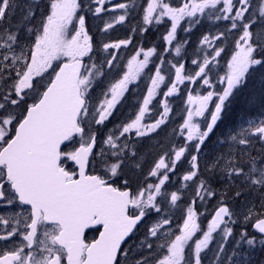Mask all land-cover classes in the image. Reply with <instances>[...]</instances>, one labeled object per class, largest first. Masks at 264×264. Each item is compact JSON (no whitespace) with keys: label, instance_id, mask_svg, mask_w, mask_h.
<instances>
[{"label":"snow or ice","instance_id":"6c2138e0","mask_svg":"<svg viewBox=\"0 0 264 264\" xmlns=\"http://www.w3.org/2000/svg\"><path fill=\"white\" fill-rule=\"evenodd\" d=\"M145 2L47 0L41 10V0H0V208L9 210L0 212V264H254L264 252V147L252 154L257 142L264 146V118L219 138L226 150L201 165L236 93L250 79L264 84V0ZM138 9L127 38L97 46L90 17L106 37ZM169 20L166 46L145 50L150 28ZM205 21L217 30L202 35L186 71L189 41L178 30L191 34ZM221 60L222 76L214 71ZM141 80L150 82L146 95L133 96ZM179 85L194 105L173 129L183 143L170 144L145 172L138 140L166 123ZM157 95L163 110L145 124ZM128 97L133 116L113 123ZM185 162L180 187L170 190ZM212 199L202 224L197 203ZM241 199L242 207L234 204ZM146 218L152 223L136 242ZM93 228L98 238L86 239Z\"/></svg>","mask_w":264,"mask_h":264},{"label":"trees","instance_id":"16d2710c","mask_svg":"<svg viewBox=\"0 0 264 264\" xmlns=\"http://www.w3.org/2000/svg\"><path fill=\"white\" fill-rule=\"evenodd\" d=\"M19 2L21 4H23L24 0H19ZM138 2L146 7L145 0H138ZM46 3H47V0H41V4H40L41 10H44V5ZM20 15H21L20 11L17 10L15 19H19ZM139 20H140V14H139V9H138L137 14L133 15L132 18L130 19V21L126 22L125 24H123V27H121L115 31V32H118V36H115V34L113 33L112 36H115V37L111 38L112 36H110V35H108V37L112 41H117L119 39L127 38V36L130 34L129 33L130 26L137 24L139 22ZM89 21L92 22L93 19L89 18ZM89 25H90L89 34L93 35L94 40L97 42V46H98L100 41H102L101 34L98 32V30L94 31L91 29L90 22H89ZM165 29H166L165 26L164 27L158 26L156 28V32L154 34L153 33L154 29L150 28L149 32L145 36L144 43H143V47L145 48V50L147 48H149L148 43H150V41L152 39H154L155 36L158 37L157 43L163 48L164 45H163V40L161 39V37H162V35H166ZM207 29L208 28L206 26L205 30H207ZM183 35H184V33L180 32L178 37L180 39H182ZM108 37L105 38V41H107L109 39ZM197 37H199V30H194L191 34H188V36L185 38L189 41V44L187 46V50L190 49V52H188L189 58H192L194 51L197 50V47L195 44V39H197ZM22 38H23V36H22ZM132 50H133V46H131L130 49H127L126 51H124V55H126V56L131 55ZM173 55H174V49H173ZM181 55H184L183 49H182ZM186 59H187V57H186ZM138 83H139V87L133 91V96L134 95L135 96L145 95L147 87L150 86V82L147 80H141ZM163 88H164V85H162V89ZM179 93L182 94L183 96H185L187 91L182 90V91H179ZM262 100H264V84H262L258 78L248 80L246 82L245 86L242 87L236 93V95L234 96V98L231 101V105H229L228 108L225 110V113L223 115V119L221 120V124L225 125L226 128H228V127L234 128L236 126L237 122L243 121V119L245 120L246 118H259V117H261L262 113L264 112V104L261 105L259 103V101L261 102ZM155 101H156V106L158 107L159 111L161 112V108H159L158 105H159V102L160 103L162 102V98L158 95V97L155 99ZM136 107H137L136 101L132 97H128L123 102L122 106H118V110L115 113V116L117 117V119L114 120L113 123H117V121L119 123L121 121L120 120L121 117H124L127 120L129 117H126V112H128L129 110H134V109H136ZM249 109L251 110V112L248 113L249 114L248 115L247 112H249ZM130 116H133V115H130ZM109 127H112V125L110 124ZM176 136H177V134L173 135V138L169 137L164 142L157 144L158 147L154 150H152L153 147L148 148L150 146L149 145L147 148H145L144 151L140 152L141 158L145 162L143 165L145 172L147 171L148 167L151 166L152 161L157 159L158 156L160 154H162V152L164 150H166L170 144H179L180 140L178 138H176ZM212 145L214 147V143H212ZM261 147H264V146H262L259 143H256L254 145V149L252 150V154L257 155V150L260 149ZM225 150L226 149L223 147L221 149L210 148L208 159H210L212 156L218 154V152L225 151ZM181 170H183V169H181ZM129 174L130 175H139L138 173H131V172H129ZM213 187L220 190V191H223L225 188V185L223 183H215L214 182ZM189 195H191V193ZM229 195H231V193H229ZM234 204H239L242 207L243 206V200L241 199L240 201H236V202H234ZM209 205H210L209 203H206L207 207H209ZM183 206L184 205H181V207H183ZM197 207H200L199 202L197 203Z\"/></svg>","mask_w":264,"mask_h":264},{"label":"rangeland","instance_id":"374dc122","mask_svg":"<svg viewBox=\"0 0 264 264\" xmlns=\"http://www.w3.org/2000/svg\"><path fill=\"white\" fill-rule=\"evenodd\" d=\"M119 14H122L119 10H117L114 13V15H116V16H118ZM226 23L227 22H220L219 27L223 28ZM166 26L167 27L170 26V21L168 22V25H166ZM118 27L119 26H116V28L113 31H111V33L109 35L112 36L113 33L115 35H118V32H115L116 30H118ZM95 30H98V29L95 28ZM214 30H217V29L214 28L213 22L211 21L209 23V25H208V29L205 32L203 31V33L205 34V33H208V32H212ZM199 41H200V39L197 40V45H199ZM173 62L175 63V61H173ZM185 64H189V68L186 69V71H192L194 69V66L191 65L190 61H186L185 60ZM214 71H219V74L221 76L224 75L227 72V67H226V64H225L224 60L220 61V64L218 65V67ZM181 87H182V85H179V89ZM99 92H100V89H97V92H96L97 96H99ZM197 92L203 94V90L202 89H197ZM192 94L196 95L197 93L194 92ZM171 99L168 98V101H167L168 106L171 109V111L168 113V116L166 118V123L164 125H162L161 129H158L157 132L150 134V136L139 138V140H138L139 146L147 148L150 145L148 148L153 147L152 150H154V149H156L158 147L157 144H160V143L164 142L169 137L173 138V135H174L173 129H177V128H179L180 125H182L183 119L186 118V112L183 113V115H184L183 117H180L181 116V111H180L181 110V106H180L179 103H177L176 100L174 101V100H171ZM169 101H170V103H169ZM153 104L156 105V103H154V100H153ZM184 105L186 106V108L194 107V105L189 104L188 99H187L186 102H184ZM158 106H159V108H161V111H162L163 110L162 102L161 103L159 102ZM212 110H213L212 109V102H210L209 108H208V110L205 113V117L210 119V112ZM133 112H134V110H129L128 112H126V117H130V115H133ZM159 112L160 111H159L158 107L156 106V108H155V110H154L152 115L146 114L143 123L149 124V123L154 122L155 119L159 118V115H158ZM205 117L194 118V120H198L200 122H204L205 121ZM261 118H264V112H263V116ZM261 118H258V119H261ZM258 119H254V120H258ZM120 120H126V118L121 117ZM248 120H251V119L246 118L244 121H241L238 124L237 127H234V128H227L226 129L225 125H223L221 127L217 125V127L219 128V131L216 132V130H217V127H216V130H215L214 134L212 135L210 142L207 144V147L204 150L206 153H208V156L201 160V165L203 166L204 159H208V157H209V149L210 148H215V149H221L222 148V146L217 143V140L219 138H223L229 132L237 130L242 125H245ZM117 123H118V121H117ZM218 135H219V137H217ZM185 137H186V133H185ZM176 138H178L180 141H183V140H181V138H180V136L178 134H177ZM133 139H135V138L133 137ZM214 139H215V142H212V140H214ZM212 143H215L214 147H213ZM188 167L189 166H188V164L186 162L178 166V168H181L183 170H179L178 169V171L176 173V176L172 178L173 179V183H172V186H170V190H176L177 188L180 187L182 181L179 180V177L184 172H186L188 170ZM191 192H192V189L189 188L188 191H187V194L189 195ZM207 203H209L210 205H209V207L205 206L206 211H207V209L212 211V209H214L215 205L217 204V199L209 200V201H207ZM261 260H264V252H262L260 250H257V252L255 254V257H254V264H260Z\"/></svg>","mask_w":264,"mask_h":264},{"label":"flooded vegetation","instance_id":"af4514ba","mask_svg":"<svg viewBox=\"0 0 264 264\" xmlns=\"http://www.w3.org/2000/svg\"><path fill=\"white\" fill-rule=\"evenodd\" d=\"M153 32H155V31H153ZM154 39L157 41V37H155ZM130 48H131V45L129 46V49ZM69 167L72 168L73 166L69 165ZM197 208L199 211H204L201 207H197ZM7 211H9V210L6 208H0V212H7ZM179 215L180 214L177 213V218H179ZM200 222L202 224L205 222V215L200 218ZM151 223H152V220L150 218H146L145 221L142 222V224L140 225L139 232L136 234V237H134V240L136 242H139V240L143 238V235L145 234V232L147 231V229L151 225ZM98 234H99V232L95 228H93V229L87 231L85 235H86V239L92 240V239L98 238ZM0 247H3V245H0Z\"/></svg>","mask_w":264,"mask_h":264},{"label":"bare ground","instance_id":"6f19581e","mask_svg":"<svg viewBox=\"0 0 264 264\" xmlns=\"http://www.w3.org/2000/svg\"><path fill=\"white\" fill-rule=\"evenodd\" d=\"M188 36V34H184L183 35V37H182V39L184 38H186ZM153 45H155L156 47H157V49H158V51L159 50H162L163 48L157 43V41L155 40V39H152L151 41H150V43H148V46L149 47H151V46H153ZM187 52H190V49L189 50H187ZM175 95V96H174ZM173 96H171V98H172V100H176L177 101V103H179L180 104V106H181V116L180 117H183L184 115H183V113L185 112V109H186V106L184 105V102L186 101V97L185 96H183L182 94H180V93H178V94H174ZM264 102V100H262L261 102L259 101V103L262 105V104H264L263 103ZM230 105H231V103H230ZM150 108H151V106H150ZM251 112V110L249 109V112H247V114L248 113H250ZM175 114V113H174ZM253 114V113H252ZM249 115V114H248ZM242 116V115H241ZM230 121V120H229ZM243 121H244V119H243ZM241 121H239V122H237V124H236V126L235 127H237L238 126V124L240 123ZM229 124V123H228ZM229 128V127H228ZM227 129V128H226ZM217 137H219V135L217 136ZM212 142H215V139L214 140H212ZM172 143V142H171ZM214 145H215V143H214ZM145 150V148L144 147H142V146H139V151L140 152H142V151H144Z\"/></svg>","mask_w":264,"mask_h":264}]
</instances>
